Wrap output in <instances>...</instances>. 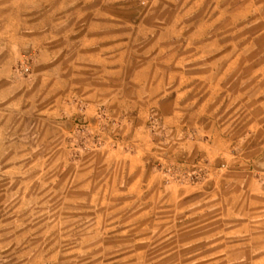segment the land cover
<instances>
[{
	"label": "rangeland",
	"instance_id": "obj_1",
	"mask_svg": "<svg viewBox=\"0 0 264 264\" xmlns=\"http://www.w3.org/2000/svg\"><path fill=\"white\" fill-rule=\"evenodd\" d=\"M248 147L264 0H0V264H264Z\"/></svg>",
	"mask_w": 264,
	"mask_h": 264
},
{
	"label": "crops",
	"instance_id": "obj_2",
	"mask_svg": "<svg viewBox=\"0 0 264 264\" xmlns=\"http://www.w3.org/2000/svg\"><path fill=\"white\" fill-rule=\"evenodd\" d=\"M241 139L239 140V145L243 146L244 138ZM203 144L204 143H202V146ZM209 146L210 143L204 145V147ZM213 146L214 144L210 147L213 148ZM248 146H250V143H248ZM228 149H230V147ZM233 157L237 159V166L234 171L232 170L234 173L232 180L239 186L245 185L249 196L255 195L258 198L260 196L264 197V164H262V161L264 163V155L258 154L254 152V148L250 149V147H248V149L242 153L239 152L235 156L232 155V158Z\"/></svg>",
	"mask_w": 264,
	"mask_h": 264
}]
</instances>
